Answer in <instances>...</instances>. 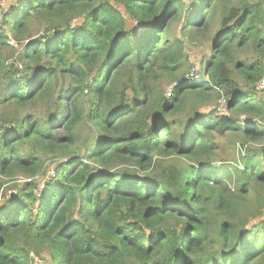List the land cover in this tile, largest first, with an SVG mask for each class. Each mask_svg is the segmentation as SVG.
Segmentation results:
<instances>
[{
  "label": "trees",
  "instance_id": "obj_1",
  "mask_svg": "<svg viewBox=\"0 0 264 264\" xmlns=\"http://www.w3.org/2000/svg\"><path fill=\"white\" fill-rule=\"evenodd\" d=\"M185 45L205 47L202 81L185 79ZM263 67L264 0L0 10V178L29 179L0 204V264H31L29 251L50 264H264ZM229 134L233 165L218 152ZM47 157L55 175L37 195Z\"/></svg>",
  "mask_w": 264,
  "mask_h": 264
},
{
  "label": "rangeland",
  "instance_id": "obj_2",
  "mask_svg": "<svg viewBox=\"0 0 264 264\" xmlns=\"http://www.w3.org/2000/svg\"><path fill=\"white\" fill-rule=\"evenodd\" d=\"M18 1L19 0H8L5 4H0V10H2V9L8 10L9 8L15 6V3H17ZM112 4L121 10L124 17H127V24L131 23L128 16L126 14H124L123 6H121L115 2H113ZM9 44L13 45L17 49V51L12 56H11V54L9 55L10 58L8 60V63H14V66L18 67V68L20 67L19 64H21L20 68H22V63L19 62L17 53L19 50H21L23 45H16L14 42H10V41H9ZM185 49H186V51H188V53L190 55V63L192 65V67L197 68L196 65L199 61L201 54L204 52L205 47L195 48L194 46H189V45L186 46L185 45ZM7 54H9V52L2 53L3 56L7 55ZM166 87H168V86H166ZM215 97L216 98L218 97L219 99L216 100L213 105L217 108L218 111L223 112L224 104H225L224 100L221 99V97L219 95L218 96L216 95ZM63 102H65V101H63ZM34 109L35 108L33 106L28 105L27 107H24L21 112L30 113ZM6 111L12 112V111H15V109L8 107L6 109ZM17 112H19V111H17ZM6 114H8V113H6ZM60 117H63V115ZM60 120H62V119H60ZM78 127H79V131L81 132V135L85 134L88 130V126H87L86 121L79 122ZM233 140H234V143H233ZM236 143H240V140L231 134L225 135V136L223 135L219 138V142H218V152L220 153L219 157H222V158L224 157L225 159H227L228 160L227 163H230V165H233L236 162L235 157L237 155L236 153L238 152V146L236 145ZM235 148H236V152H235ZM45 160H46V162H45L46 167H45L44 171L42 172V174H40L39 176L34 178V181L37 184V188L35 190V194H37V195L40 193L41 189L44 188V186L41 187V185H45V182L47 180H51V178L54 177L53 176L54 175L53 170H55V162L54 161H56V159L51 158V157H47ZM0 180L2 183V185L0 186V204H1L3 199L6 198V196L19 193L17 184L21 185L24 181H27L29 179H24L22 177H14V178H10V180H9L7 178H4L3 179L5 181L4 183H3L2 178H0ZM39 188H40V191L38 190ZM262 191H263L262 192L263 193L262 202L264 203V190H262ZM251 202L253 204L254 201L252 200ZM250 206H253V205H250ZM29 259H30L31 264H50V260H49L47 253H42L41 255H38V254H35L33 251H29Z\"/></svg>",
  "mask_w": 264,
  "mask_h": 264
},
{
  "label": "built area",
  "instance_id": "obj_3",
  "mask_svg": "<svg viewBox=\"0 0 264 264\" xmlns=\"http://www.w3.org/2000/svg\"><path fill=\"white\" fill-rule=\"evenodd\" d=\"M7 1L8 0H0V4H5ZM19 66L21 67V64H19ZM185 79H186V81H191V82H197V81H202L203 80V78H201V76L199 74V70L197 68H194V67H191L189 72L185 75ZM181 83H182L181 80H178V82H174L173 84L168 86L166 88L167 90H166L165 94L167 96H169L172 93V90H173L174 86H177L178 84H181ZM256 86L259 89V91L262 93L263 106H264V69L262 71V75H261L260 79L256 83ZM54 175H55V173H54ZM41 187H43V185H41ZM38 190H40V188Z\"/></svg>",
  "mask_w": 264,
  "mask_h": 264
}]
</instances>
